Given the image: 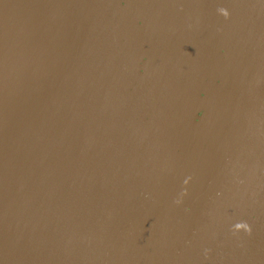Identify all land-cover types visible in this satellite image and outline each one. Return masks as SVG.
<instances>
[{
	"label": "water",
	"instance_id": "obj_1",
	"mask_svg": "<svg viewBox=\"0 0 264 264\" xmlns=\"http://www.w3.org/2000/svg\"><path fill=\"white\" fill-rule=\"evenodd\" d=\"M0 264H264V0H0Z\"/></svg>",
	"mask_w": 264,
	"mask_h": 264
}]
</instances>
